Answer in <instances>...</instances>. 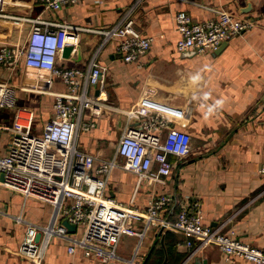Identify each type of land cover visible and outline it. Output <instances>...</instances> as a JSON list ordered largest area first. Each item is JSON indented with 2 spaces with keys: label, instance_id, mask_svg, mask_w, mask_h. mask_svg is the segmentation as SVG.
<instances>
[{
  "label": "crops",
  "instance_id": "crops-1",
  "mask_svg": "<svg viewBox=\"0 0 264 264\" xmlns=\"http://www.w3.org/2000/svg\"><path fill=\"white\" fill-rule=\"evenodd\" d=\"M135 2L86 0L51 10L36 0H0V47L25 42L30 25L24 18L39 17L83 28L79 44L68 58L60 53L57 64L86 70L98 52L97 62L106 67V99L115 110L102 113L95 119L96 127L80 136L81 149L109 159L125 118L119 111L140 106L163 108L175 128L190 134L191 152L184 158L171 156L172 173L163 183H144L136 193L135 206L145 207L151 195L158 193L187 205L199 202L207 226L261 247L264 0H140L131 16L136 28L152 43L141 62L127 63L116 53L117 42L102 45L103 35L97 31L115 25ZM213 9L227 10L249 20L252 26L216 50L202 54L178 51L176 13L184 10L194 21H202L215 16ZM48 76L25 67L22 61L13 69L0 65V82L11 84L17 107L33 114V133H41L53 115L51 92L68 91L59 78L53 77L49 86ZM89 93L95 94L96 89ZM15 110H1L0 124L11 125ZM8 140L9 133L0 134V154L5 153ZM136 181L134 174L114 169L108 193L128 204ZM178 209L179 205H170L161 215L175 220ZM50 212L49 205L25 201L20 194L0 187V264H67L71 259L75 264H255L241 258L226 260L216 245L202 247L195 238L156 226L149 228L141 241L124 235L117 261L87 258L79 248L71 257L68 243L53 237L43 261L37 263L18 251L26 227L12 216L22 215L27 222L46 225ZM72 234L80 237L82 229Z\"/></svg>",
  "mask_w": 264,
  "mask_h": 264
},
{
  "label": "built area",
  "instance_id": "built-area-1",
  "mask_svg": "<svg viewBox=\"0 0 264 264\" xmlns=\"http://www.w3.org/2000/svg\"><path fill=\"white\" fill-rule=\"evenodd\" d=\"M86 0H36L45 9L59 10ZM102 2V0H97ZM140 0L112 27L97 32L103 43L115 40L116 53L127 63H139L149 52L152 39L136 28L131 12ZM215 16L194 21L184 10L175 15L179 39L178 51L198 54L216 50L252 26L224 9H213ZM30 30L21 46L0 47V65L13 69L17 64L59 78L67 86L65 93L53 95V115L41 133H33V114L17 107L15 88L0 82V111L16 109L11 125L0 124V134L9 133L4 154H0V187L20 194L23 199L49 205L51 212L46 225L27 222L22 215L12 216L26 227L18 251L41 263L50 238L66 241L67 253L73 257L77 248L87 258L117 261V248L124 235L137 236L141 241L151 227L177 231L195 238L200 246L216 245L226 260L241 258L264 264V213L261 247L250 246L240 239L211 228L203 222L199 202L179 203L174 197L152 194L145 207L135 206L138 189L147 183H163L173 170L170 157H187L191 152L189 133L175 128L166 111L140 106L122 110L124 119L111 158H101L81 149L79 138L96 127L95 119L106 111L115 110L106 99L104 73L106 67L91 59L86 70L64 68L57 64L58 55L66 46L80 42L81 27L66 22H52L39 17L24 18ZM91 88L98 94H90ZM114 169L132 173L137 178L134 194L128 204L108 193L109 178ZM264 178V166L260 169ZM1 176L3 179H1ZM264 201V187L260 193ZM179 205L175 220L163 217L170 205ZM67 221L82 229L73 236L63 223ZM126 262H132L127 261ZM67 264H75L71 259Z\"/></svg>",
  "mask_w": 264,
  "mask_h": 264
},
{
  "label": "water",
  "instance_id": "water-1",
  "mask_svg": "<svg viewBox=\"0 0 264 264\" xmlns=\"http://www.w3.org/2000/svg\"><path fill=\"white\" fill-rule=\"evenodd\" d=\"M74 46H66L62 49L61 51V55L63 58H68L70 56V54L72 53V51L74 50ZM96 94H98V92L96 91ZM1 179H3V177L1 176ZM63 225L67 228V231L69 233H74L76 230V227L72 224H70L69 222L65 221L63 223Z\"/></svg>",
  "mask_w": 264,
  "mask_h": 264
},
{
  "label": "rangeland",
  "instance_id": "rangeland-1",
  "mask_svg": "<svg viewBox=\"0 0 264 264\" xmlns=\"http://www.w3.org/2000/svg\"><path fill=\"white\" fill-rule=\"evenodd\" d=\"M21 46V45H20ZM118 137H119V135H118ZM115 142V141H114ZM115 145H114V148H115V146H116V143H114ZM114 148H112V154H111V156L110 157H112V155H113V152H114Z\"/></svg>",
  "mask_w": 264,
  "mask_h": 264
}]
</instances>
